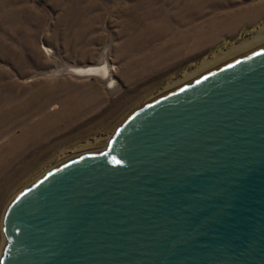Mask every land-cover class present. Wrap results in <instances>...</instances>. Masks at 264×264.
Listing matches in <instances>:
<instances>
[{
    "label": "water",
    "instance_id": "95a60500",
    "mask_svg": "<svg viewBox=\"0 0 264 264\" xmlns=\"http://www.w3.org/2000/svg\"><path fill=\"white\" fill-rule=\"evenodd\" d=\"M4 264H264V51L136 114L8 213Z\"/></svg>",
    "mask_w": 264,
    "mask_h": 264
},
{
    "label": "rangeland",
    "instance_id": "374dc122",
    "mask_svg": "<svg viewBox=\"0 0 264 264\" xmlns=\"http://www.w3.org/2000/svg\"><path fill=\"white\" fill-rule=\"evenodd\" d=\"M205 1L196 19L183 3L179 25L169 0H0L15 15L0 18V109L13 115L0 128V235L6 211L48 175L88 149H109L202 58L264 30V8L236 16L257 0ZM202 30L214 38L191 56ZM175 51L186 57L174 60Z\"/></svg>",
    "mask_w": 264,
    "mask_h": 264
},
{
    "label": "bare ground",
    "instance_id": "6f19581e",
    "mask_svg": "<svg viewBox=\"0 0 264 264\" xmlns=\"http://www.w3.org/2000/svg\"><path fill=\"white\" fill-rule=\"evenodd\" d=\"M169 1L176 3V6H175L176 10L173 11L171 14H169V17L171 18V20L173 22H177L179 25H181V23H183L182 16H181L182 8L180 9V6H182L183 3H185L184 6H186V8H184V9H187L188 11L191 10V12H193L192 17L195 19L200 15L199 9L202 7L201 5L206 3L205 0H203L201 2H197V0H169ZM224 1L225 0H223L222 2H219V3H224ZM260 1H263V2L260 3ZM189 4H190V6H189ZM247 5H249V4H247ZM260 8L263 10L264 0H257V1L252 2L247 7V10H249V11L244 12L245 11L244 10L243 13L238 14V15L236 14V16H238V19H240L239 21H247L249 18H254L255 15L260 14ZM258 9H259V11H258ZM226 16L227 15H225V18H226ZM0 18H5L6 21L7 20L11 21L12 19H15V15H13L9 12L7 15V12L3 11V9L0 8ZM188 18H190V17H188ZM233 20H235V19H233ZM260 20H263V19H260ZM211 24L213 27L214 24L213 23H211ZM229 27H231V26H229ZM240 27H241V25H240ZM225 28H228V27H225ZM259 33L260 34L256 38L252 39V41L249 40V41H246L242 44H239L238 46H234L228 52H223V49H220V51H217V53L212 54V56H207V57L202 58V59L200 58L201 60L199 61V66L197 67V70L192 71V72H186L185 75L181 79L176 80L174 83L170 84V86H169L170 91L168 92V95H170L173 92H176L178 90H182L185 87L194 84L195 82L200 81L205 76H208V75L212 74L213 72H215L219 69H222L223 67L225 68L232 63L234 64L238 61H241V60L245 59L246 57H248L254 53L261 52V50L264 51V30L259 32ZM203 35H205V36H203ZM198 36L200 38H202V40H200L199 37H197V40L195 41V46H194L193 50L189 52V54L192 52L194 53L195 51L199 50L200 47L204 46L206 43H209V41L211 42V40L214 38L213 32L207 36L203 32V30L198 33ZM190 55L192 56V54H190ZM172 57L174 58V60H176V59H180V60L182 59L183 60V58L186 56L183 57L182 51H175V53L172 54ZM197 60H199V59H197ZM104 72L109 73V69L105 68ZM39 95H41V94H39ZM168 95H166V96H168ZM56 108H58V106H55L54 109H56ZM72 113H75V112L74 111H68L66 116H68L69 114L71 115ZM12 116H13L12 112H8V110H5L3 108L0 109V128L4 123H6L10 118H12ZM63 116H64V113H63ZM109 152H110V148L109 149L108 148L103 149V150H89L88 149L87 151L76 155L74 157V159L81 158L84 156L88 157V155H92V156L104 155V154H107ZM7 217H8V214L6 211L5 216L2 217L4 222L6 219V223H7ZM2 233L3 234L0 235V264H2L4 261V256H5L4 254H6L5 251L8 247V239L6 237V224H3V232Z\"/></svg>",
    "mask_w": 264,
    "mask_h": 264
}]
</instances>
